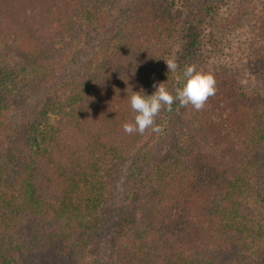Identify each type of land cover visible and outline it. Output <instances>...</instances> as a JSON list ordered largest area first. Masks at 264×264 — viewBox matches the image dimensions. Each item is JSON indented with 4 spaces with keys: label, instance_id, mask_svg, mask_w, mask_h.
Returning <instances> with one entry per match:
<instances>
[{
    "label": "trees",
    "instance_id": "trees-1",
    "mask_svg": "<svg viewBox=\"0 0 264 264\" xmlns=\"http://www.w3.org/2000/svg\"><path fill=\"white\" fill-rule=\"evenodd\" d=\"M168 58L216 94L125 133ZM263 69L264 0H0V264H264Z\"/></svg>",
    "mask_w": 264,
    "mask_h": 264
},
{
    "label": "clouds",
    "instance_id": "clouds-1",
    "mask_svg": "<svg viewBox=\"0 0 264 264\" xmlns=\"http://www.w3.org/2000/svg\"><path fill=\"white\" fill-rule=\"evenodd\" d=\"M164 62L169 73H177L174 89L169 91L166 83H154L153 94L145 95L142 90L133 92L129 87L128 100L135 115L131 122L122 125L125 133L143 135L148 129L160 133L163 129L156 124V117L162 110L171 112L173 104L178 103L181 108L191 105L195 111H201L209 98L216 94V81L210 72L198 69L195 64H186L179 69L175 58H168Z\"/></svg>",
    "mask_w": 264,
    "mask_h": 264
},
{
    "label": "rangeland",
    "instance_id": "rangeland-1",
    "mask_svg": "<svg viewBox=\"0 0 264 264\" xmlns=\"http://www.w3.org/2000/svg\"><path fill=\"white\" fill-rule=\"evenodd\" d=\"M240 13L242 14V12H240ZM231 58L233 60H235V62L238 63V64L242 63L241 62V59H242L241 55H237V56L231 55ZM256 79H257V82H258V84H257L258 87L259 86H264V69H263V71L260 74L257 75Z\"/></svg>",
    "mask_w": 264,
    "mask_h": 264
}]
</instances>
